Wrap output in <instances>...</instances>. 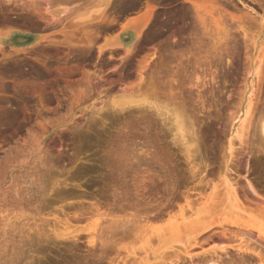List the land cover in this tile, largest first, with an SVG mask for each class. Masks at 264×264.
I'll return each instance as SVG.
<instances>
[{
	"label": "rangeland",
	"instance_id": "rangeland-1",
	"mask_svg": "<svg viewBox=\"0 0 264 264\" xmlns=\"http://www.w3.org/2000/svg\"><path fill=\"white\" fill-rule=\"evenodd\" d=\"M172 109L188 115L212 166L199 177L220 190L211 232L181 222L207 207L193 190L194 142L176 144ZM260 117L264 0L1 1L0 264H172L186 246L199 258L179 264H264ZM225 176L247 213L234 212ZM187 194L201 199L195 210ZM124 219L135 235L106 248L109 221Z\"/></svg>",
	"mask_w": 264,
	"mask_h": 264
},
{
	"label": "bare ground",
	"instance_id": "bare-ground-1",
	"mask_svg": "<svg viewBox=\"0 0 264 264\" xmlns=\"http://www.w3.org/2000/svg\"><path fill=\"white\" fill-rule=\"evenodd\" d=\"M1 1H3V0H0V2ZM4 1H6L7 3H11L12 1H14V0H4ZM212 75H213V73H212ZM205 77V76H204ZM208 77V76H207ZM213 77V76H212ZM204 79H206V77L204 78ZM213 79H215L214 77L211 79V81H213L214 82V80ZM199 80V78L197 79V81ZM201 81H203V80H201ZM205 81V80H204ZM204 81H203V83H204ZM200 83V82H199ZM206 84V83H205ZM194 85H196V84H194ZM198 85V84H197ZM202 85H204V84H202ZM201 85V87H203ZM199 88V87H198ZM132 104V102H129V103H126L125 102V104H119L120 105V107L122 106V108L124 107L125 109H126V106L127 105H129V104ZM133 103H135V102H133ZM147 103V102H146ZM145 103V104H146ZM130 104V105H131ZM133 106V105H132ZM139 106V105H138ZM142 106V105H141ZM143 106H144V109H145V107L147 106V104L146 105H144L143 104ZM151 107V109L150 110H152L153 111V109L152 108H154V109H161V110H163L161 107H159L158 106V104H156V102H153V103H150L149 104V102H148V107ZM131 107V106H130ZM137 107V106H136ZM140 107V106H139ZM104 108V107H103ZM124 108H123V110H124ZM141 108V107H140ZM102 109V108H101ZM116 109V108H115ZM142 109V108H141ZM166 109V108H165ZM169 110H171V109H169ZM174 110V112L172 113L173 115H175L174 117V121H175V127H176V130H177V132H178V134L176 135V140H180V142L178 143V142H176V144H179L180 145V147L181 146H183V147H185V146H187L188 145V142H194L193 144H194V148H192L193 150H188V153H190L189 154V157H188V165H190V173H192V177L191 178H195V180H196V177L198 178L199 177V175H202V173H203V171H201L202 170V168L203 169H206L205 170V172L207 171V169L209 170V169H212V166L211 165H208L207 163H206V161H205V157H203L202 156V152H201V150H202V142H201V139L199 138V136H195V133H197V132H195L194 130H193V128H195V127H193L194 126V124L192 123V121H191V118H190V123H192V125L191 124H189V125H191V126H189V125H187V123H186V121H187V119H185L187 116L185 115V118H184V112L182 113L183 115H181L180 114V112L177 110V109H172V111ZM121 111H122V109H121ZM125 111V110H124ZM164 111V110H163ZM172 111H170V112H172ZM157 112H159V110L157 111ZM165 112V111H164ZM161 114V113H160ZM159 115V114H158ZM163 115V114H162ZM165 115V114H164ZM172 115V116H173ZM161 116V115H160ZM192 117V116H191ZM262 117H260V121H258V124H259V128H260V132H261V136H259V137H261V141L264 143V118H262L263 119V121H261L262 119H261ZM259 119V118H258ZM172 120V119H171ZM170 120V121H171ZM168 121H169V119H168ZM251 122H253V120L252 121H250V123ZM249 123V124H250ZM254 123V122H253ZM253 124H251L249 127L251 128V126H252ZM257 125V124H256ZM254 127V126H253ZM257 127V126H256ZM255 127V128H256ZM256 129H258V128H256ZM255 129V130H256ZM260 134V133H259ZM236 137H238V132H237V130L232 134V136H231V138H230V140H231V142L233 141V139L234 138H236ZM243 139V138H242ZM241 139V143L242 144H244L245 143V141L244 140H242ZM192 144V145H193ZM232 144V143H231ZM230 144V145H231ZM191 145V144H190ZM250 146H251V144H250ZM232 147V145L230 146V148ZM229 148V149H230ZM187 151V150H186ZM190 151H194L195 152V155H193V158H192V153L190 152ZM230 151H231V153H232V150L230 149ZM122 154V153H121ZM124 154V153H123ZM127 155V154H126ZM126 155H124V156H126ZM121 156V155H120ZM139 156V155H138ZM232 156V155H231ZM152 157V156H151ZM198 157H200V159H198ZM120 158V157H119ZM122 158H124V157H122ZM145 158V157H144ZM146 159H148V158H146ZM145 159V160H146ZM119 160H121V159H119ZM118 160V161H119ZM144 160V159H143ZM150 160V159H149ZM200 160V162L198 163V161ZM130 160H127V162H129ZM151 161V160H150ZM157 160L155 159V163H158V162H156ZM122 162V161H121ZM119 163H120V161H119ZM118 163V164H119ZM139 164H141V161L140 162H138ZM143 163V162H142ZM149 163V162H148ZM151 163V162H150ZM144 164V163H143ZM159 164V163H158ZM120 165V164H119ZM125 165H127V163L125 164ZM121 166V165H120ZM123 166L124 165H122V169H123ZM229 166V165H228ZM229 167H227V169H228ZM121 170V169H120ZM212 172V171H211ZM213 173V172H212ZM211 173V174H212ZM206 174H209V173H207L206 172ZM39 177V176H38ZM211 177H212V175H211ZM37 179V178H36ZM34 180V179H33ZM46 180V179H45ZM194 180V181H195ZM47 181V180H46ZM45 181V182H46ZM199 182L197 183V184H194V188H193V190H195V191H198V195L200 196L199 198H201V199H204V200H206L203 204V207H207L205 210H201V211H203V212H199V213H196V212H198V211H200V209L197 211H195L194 213H196V214H192V216H191V214H188L187 212H188V210H187V212H186V214L188 215H186L187 217H189V218H186V216H183V214L181 215L182 216V219H183V221H181V219H178V220H180L182 223H184V225L183 224H181V225H183V227H185L186 228V226H188V228H191V229H196V230H198L199 229V231H201V230H203V232H205V231H209V232H211L212 230H213V227H211V224H208L207 223V219H208V216H209V214H208V212H211L212 211V208H210L209 209V211H208V208H209V206H210V204L212 205V204H214L215 202H217V200H216V198H218V192L220 191L219 190V187H218V184H214L212 181V179L211 178H209V176H203V177H199V180H198ZM44 182V183H45ZM194 183V182H193ZM192 183V184H193ZM224 183H225V188H226V190H227V192H229V194H230V196H232V200H233V208H234V212H236V210L238 211V212H241V211H243L244 213H247V211L243 208V206H244V201H243V199H242V196H241V194L239 193V191H238V189L237 188H233V185L232 184H230V182L229 181H227L226 180V176L224 177ZM30 185V184H29ZM37 185V184H36ZM212 185V186H211ZM38 186V185H37ZM41 186V185H40ZM39 186V187H40ZM193 186V185H192ZM211 186V191H210V193L208 192V194L207 195H203V194H205L206 193V190H207V188H209ZM42 187H44V186H42ZM35 188V187H34ZM47 188V187H46ZM191 188V187H190ZM248 188L250 189V191H251V193L253 194V195H255V196H258L259 197V194H258V192H257V189H256V187H255V185L250 181V180H248ZM29 190V189H28ZM27 190V191H28ZM189 191H190V189H188ZM191 190H192V188H191ZM199 190H201V191H199ZM205 190V192H203ZM128 191V190H127ZM126 191V192H127ZM246 191H247V189H246ZM245 191V192H246ZM249 191V190H248ZM247 191V192H248ZM32 192V191H31ZM188 192V191H187ZM200 192V193H199ZM27 193V192H26ZM29 193V192H28ZM43 192H41V194H42ZM45 193V192H44ZM203 193V194H202ZM40 194V193H39ZM127 194V193H126ZM124 195V196H127V195ZM191 194V193H190ZM187 194L184 198H185V202H186V205L187 206H189V207H187V208H189V209H191V206H193L192 204L194 203V202H192L193 201V199L191 200L190 198V196L193 194ZM197 194V193H196ZM246 195H248V194H246ZM33 196V195H32ZM194 196V195H193ZM38 197V196H37ZM28 198V197H27ZM122 198V197H121ZM198 198V199H199ZM37 199V198H36ZM125 199V198H124ZM197 199V200H198ZM201 199H199V203H201L200 202V200ZM231 199V198H230ZM24 200V199H23ZM31 200V199H30ZM29 200V201H30ZM35 200V199H34ZM197 200H195V201H197ZM22 201V200H21ZM26 202H28V201H26ZM25 202V203H26ZM32 202V201H31ZM197 203V202H196ZM199 203H198V205H199ZM129 204V203H128ZM205 204H206V206H205ZM27 205V204H26ZM130 205H132V204H130ZM198 205H195V206H198ZM201 205V204H200ZM207 205H209V206H207ZM9 206V205H8ZM134 206V205H133ZM132 206V207H133ZM137 206V205H136ZM195 206H193V208L192 209H194V207ZM124 207V206H123ZM184 208H183V210L182 211H184L185 210V208H186V206H183ZM130 208H131V206H130ZM134 208V207H133ZM137 208H140V207H137ZM242 208H243V210H242ZM182 209V208H181ZM120 210V209H119ZM132 210V209H131ZM195 210V209H194ZM193 210V211H194ZM91 211V210H90ZM121 211V210H120ZM138 211H143V210H138ZM159 211H161V209H159ZM192 211V210H191ZM191 211H189V212H191ZM246 211V212H245ZM38 212H39V210H38ZM114 212V211H113ZM126 214H127V212H125ZM124 213V214H125ZM129 213V212H128ZM136 213H139V212H136ZM136 213L133 215V213H132V215H130V216H133V218L134 217H138L137 215H136ZM147 213V212H146ZM141 214V213H140ZM139 214V215H140ZM142 214H143V212H142ZM203 214H205V215H203ZM149 213H147L146 214V216L149 218ZM185 215V214H184ZM201 215H203V216H201ZM207 215V216H206ZM211 215V214H210ZM128 216V215H127ZM177 216H179V214L177 215ZM195 216V217H194ZM141 216H139L138 218L139 219H141L140 218ZM145 217V216H144ZM143 217V218H144ZM147 217L146 218H144V219H147ZM157 218L159 217V216H156ZM210 217V216H209ZM175 218V217H174ZM178 218V217H177ZM177 218H175V219H177ZM179 218H180V216H179ZM185 218H186V220H185ZM138 220V219H137ZM149 220V219H148ZM174 220V219H173ZM177 220V221H178ZM177 221H175V222H173V223H170V227H169V225H167V227H166V231H168V229L170 230L171 229V231H174L175 229H176V231H178L179 229H180V227H178V225H176V222ZM110 223H109V225H108V227H107V230H106V228H105V230L107 231V233H105V235H107L106 236V239H105V244L107 245V247L106 248H109L110 247V244L113 242L112 240H113V238L115 237V236H117V235H122V237L123 238H127V237H130V236H132L133 234L135 235V229H133V225L136 223L135 222V220H133V219H124V220H120V221H118V220H115V221H109ZM140 222V221H139ZM190 222V223H189ZM175 223V224H174ZM180 223V222H179ZM243 224H244V222H242ZM117 224H119V225H117ZM169 224V223H168ZM187 224V225H186ZM186 225V226H185ZM233 225H235L236 227H238V228H240L242 225H241V223H239V221H235V223H233ZM145 226V225H144ZM190 226V227H189ZM246 226H248V225H246ZM179 228V229H178ZM222 228H224V227H222ZM178 229V230H177ZM104 230V231H105ZM161 230V229H160ZM55 231H57V230H55ZM145 231V230H144ZM162 231V230H161ZM166 231L164 230V232H163V234H161L160 232V234H159V237H160V235H163V236H165L166 235ZM181 231V230H180ZM180 231H179V233H180ZM148 232V231H147ZM169 232V231H168ZM167 232V233H168ZM222 232V231H221ZM259 232V231H258ZM8 233V232H7ZM142 233V232H141ZM149 233V232H148ZM165 233V234H164ZM225 233H226V230H225ZM225 233H222L223 235H222V237L221 238H223V236H224V238L226 237H229L227 234H225ZM228 233V232H227ZM170 234V233H169ZM259 234L261 235L262 234V231L260 230V232H259ZM42 235V234H41ZM67 235V234H66ZM104 235V236H105ZM145 235V234H144ZM263 235H264V233H263ZM22 236V235H21ZM59 236H61L60 234H58V237ZM148 237H150L149 235H147ZM146 236V237H147ZM24 237V236H23ZM47 237V236H46ZM113 237V238H112ZM121 237V236H120ZM158 237V238H159ZM49 238V237H48ZM162 238V237H161ZM225 238V239H226ZM51 239V238H50ZM116 239V238H115ZM118 239V238H117ZM144 239V238H143ZM148 240H147V243H149L150 241L149 240H151V238H147ZM66 240H68V239H66ZM121 240V239H120ZM77 241V240H76ZM6 242V241H5ZM13 242V241H12ZM23 243V242H22ZM117 243V242H116ZM115 243V244H116ZM18 244V243H17ZM18 246V245H17ZM26 246V245H25ZM4 247V246H3ZM113 248V247H112ZM174 248V247H173ZM172 248V249H173ZM4 249V248H3ZM19 249V248H18ZM110 249V248H109ZM108 250V249H107ZM222 251H223V253L225 252H227V249H225V248H223V249H221ZM238 250H240V252H244L241 248L240 249H238ZM15 251H17V250H15ZM25 251V250H24ZM23 251V252H24ZM28 251V250H27ZM110 251V250H109ZM221 251V252H222ZM245 251H246V249H245ZM11 252H12V250H11ZM18 252H20V250L18 251ZM174 252V251H173ZM247 252V251H246ZM176 253V254H175ZM228 253V252H227ZM248 253V252H247ZM10 254V253H9ZM23 254V253H22ZM194 253H192V251L189 249V248H187V246H186V248L185 249H183V251H181V250H176L175 252H174V255L175 256H173L172 258L173 259H171V258H169V260H168V262H171L172 264H177L178 262H180L181 260H182V262L181 263H183V257H184V259L185 258H188L189 260H191V261H193L194 262V259H196V256H197V254L196 255H193ZM203 253H201V255H202ZM208 254V253H207ZM20 255V254H19ZM19 255H17V256H19ZM31 255V254H30ZM205 255H206V253H205ZM1 256V255H0ZM10 256V255H9ZM22 256V255H21ZM202 256H204V255H202ZM201 256V257H202ZM211 256V255H210ZM3 257V256H2ZM2 257H1V259H2ZM12 257V256H11ZM35 257V256H34ZM198 257V256H197ZM211 257H213V256H211ZM19 258V257H18ZM24 258V257H23ZM28 258V257H27ZM199 258V257H198ZM205 259H206V256L204 257ZM21 259V257L19 258V260ZM30 259V258H29ZM32 259H34V258H32ZM31 259V260H32ZM205 259H201V260H203V261H205ZM6 260V259H5ZM17 260V259H16ZM166 258H163L162 259V261H160L159 263H157V264H167V262H166ZM14 261V260H13ZM18 261V260H17ZM24 261V260H23ZM207 261H208V259H207ZM8 262V261H7ZM29 262V261H28ZM13 263V262H12ZM11 263V264H12ZM18 263V262H17ZM179 264V263H178ZM207 264H218V262L216 261H212V260H210V261H208L207 262ZM221 264V263H220Z\"/></svg>",
	"mask_w": 264,
	"mask_h": 264
}]
</instances>
